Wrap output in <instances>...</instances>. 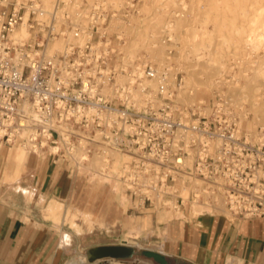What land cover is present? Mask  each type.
<instances>
[{
  "label": "built area",
  "instance_id": "1",
  "mask_svg": "<svg viewBox=\"0 0 264 264\" xmlns=\"http://www.w3.org/2000/svg\"><path fill=\"white\" fill-rule=\"evenodd\" d=\"M119 12L114 0H0V142L77 166L118 151L127 159L115 178L143 206L224 204L233 216L264 217V140L249 139L220 97L210 114L198 105L189 119L175 115L165 72L163 101L138 105L134 68L142 81L158 71L117 61L109 25ZM21 27L27 35L16 37ZM121 72L130 81L118 83Z\"/></svg>",
  "mask_w": 264,
  "mask_h": 264
},
{
  "label": "crops",
  "instance_id": "2",
  "mask_svg": "<svg viewBox=\"0 0 264 264\" xmlns=\"http://www.w3.org/2000/svg\"><path fill=\"white\" fill-rule=\"evenodd\" d=\"M19 144L0 142V264H107L126 257L131 264L142 242L162 255L163 261L150 256L152 264H264V217L196 210L203 205L189 201L167 218L157 213L166 208L143 206L103 172L79 173L73 162L33 150L14 159L11 149ZM146 210L155 211L143 229ZM105 246L132 252L88 261L89 251ZM84 250L87 260L80 261Z\"/></svg>",
  "mask_w": 264,
  "mask_h": 264
},
{
  "label": "rangeland",
  "instance_id": "3",
  "mask_svg": "<svg viewBox=\"0 0 264 264\" xmlns=\"http://www.w3.org/2000/svg\"><path fill=\"white\" fill-rule=\"evenodd\" d=\"M114 1L120 12L112 18L109 25V33L110 35H118L120 37V39L115 41L119 50L117 61L122 62L121 66L127 71L130 70V67L135 66V61L137 63L146 61L153 67L162 68L165 73L169 74L168 89L171 93L170 99L175 108V115H183L186 119H189L191 117L190 110L198 105H202L205 114H210L214 104L220 97L224 102H226V99L232 102L228 106L236 113L234 117L237 119L236 121L239 126L241 125V114L246 120L256 122L257 114L264 111V104L260 102L259 105L255 106L253 105V100L258 98L264 101V81L261 79L249 80L250 92L252 91L251 94L253 96L249 100H243L242 104L238 105L233 104L236 98L230 96V92L235 91L236 88H233L230 84L232 82L238 85L246 83L247 78L244 76L246 72L243 70L249 69L248 74H252L253 69L250 68L256 66V61L264 62V46L257 54L249 52L243 46L244 44L240 46V44L235 42L238 34L234 31L236 24H243L245 17L243 11L249 9L250 13L251 10L261 4V0H219V7L217 8L215 7V0H177L173 4L169 0ZM128 1L131 3V8H127L125 5ZM47 3L51 5L52 0H47ZM124 9H131L129 16L125 15ZM177 15L182 19V26L176 32V38L170 39L165 26L168 20L177 17ZM202 25L206 26L212 39L206 40V52L208 55L199 62L197 54L191 53V57L187 58L186 52L189 49V45L193 42V37L197 41H200L203 37ZM243 30L244 26L241 28V35H243ZM220 34L225 35L226 38L233 36V40L226 41L220 47L217 43L218 35ZM160 46L165 47V58L162 61L152 56V50L158 49ZM218 66L220 68L217 69ZM194 68L202 73L204 71L210 73L209 83L211 87L206 89V94L204 93L203 96L204 100L196 99V91L194 92L187 87L186 80L184 79L188 74V70ZM236 72L239 73L238 78L234 76ZM121 73L128 75L124 72ZM151 80L148 82H151ZM139 85V82H137L135 88ZM147 86L150 87V94L145 93L143 89L141 90L146 95V100L148 98L152 99V88L149 84ZM158 91L153 96L155 98V100L153 99L154 105H158L160 100L163 101V97L159 94L157 95ZM244 110L247 111L246 115L244 114L246 113ZM263 128L264 124H261V122L256 123L258 131H261ZM243 133L245 134L244 131ZM106 150L104 154L95 153L88 162L97 156L105 157V161L102 160L100 163L101 166H93L92 170L97 173L103 172L104 177L116 179L115 173L119 171L122 162L127 157L118 151ZM116 164H118L117 168H115ZM82 171L80 169L79 173ZM91 176L96 177V175ZM106 177L105 179H107ZM100 180L103 181L102 179ZM117 184L119 191H125L122 183L118 182ZM221 206V208L225 209L224 204H221ZM154 211L146 210L145 213L147 212V215L144 213L145 216L139 218L142 221L143 229L151 225L150 214ZM164 212H166L167 218L176 215L174 207L166 208L164 211H157L158 215ZM159 220L164 221L165 219L160 218ZM138 235H140L139 231L132 234L134 237ZM147 247L150 246L145 245L144 242L140 243L134 249L138 252L130 255V263L152 264L154 260L150 257V251L147 250ZM87 252L88 250H84L79 253L77 259H79L81 254ZM126 258L128 259V257ZM127 259L126 261L125 259H118V261L121 260L122 264H129V260Z\"/></svg>",
  "mask_w": 264,
  "mask_h": 264
},
{
  "label": "bare ground",
  "instance_id": "4",
  "mask_svg": "<svg viewBox=\"0 0 264 264\" xmlns=\"http://www.w3.org/2000/svg\"><path fill=\"white\" fill-rule=\"evenodd\" d=\"M171 2V4H173L174 2H177V0H169ZM49 5V3H48ZM215 7H219V0H215ZM222 7V6H221ZM223 8V7H222ZM244 13V21L242 25H238L236 24L235 26V32L238 34L237 38H235V42H237L238 44H240V46H242V44H244L243 46L245 48L248 49L249 52H255L256 54L261 50V48L264 46V0H261V4L251 10V12L249 13V9H245L243 11ZM214 14V13H213ZM184 17V16H183ZM206 20V19H205ZM182 26V19L181 17H174L173 19H170L167 21L166 23V29L168 31V34L170 36V39H174L176 38V32L177 30ZM242 26H244V30H243V35H241V28ZM208 27V26H207ZM203 28V37L201 38L200 41H197L195 37L192 38L193 42L189 45V49L187 50V58L191 57V53L193 54H197L198 57V61L200 62L201 59H203L204 57H206L208 55V53L206 52V40L207 39H212L211 34H209V32L206 29L205 25H202ZM27 34V30L25 29V27H21L18 29L17 33H16V37H20V36H25ZM233 40V36L226 38L225 35H218V40L217 43L220 47L223 46V44L226 41H232ZM55 48L56 47H60L61 44L60 43H55L54 44ZM239 46V45H238ZM152 56L155 57L157 60L162 61L165 58V47L164 46H160V48L152 50ZM214 61H216L213 58ZM197 62V61H196ZM257 64L254 67H251L250 69H253V73L252 74H248V70L249 69H245L243 71L246 72V74H244V76L247 78V82L246 83H242V84H236L235 82H232L230 85L233 88H236L235 91L230 92V96H234L236 99L233 101V104H242L243 100H249L253 95L250 92V84L248 83L249 80H253V79H261L262 81H264V62L262 61H256ZM192 63V62H191ZM142 64V63H141ZM139 64V65H141ZM201 64V63H199ZM154 70L158 71V76L152 78L151 82H148L150 79H145V80H140L139 76L142 73V68L139 67V69L134 68V80L139 82V86L137 88L134 89L133 92V97L135 99V101L138 103V105H144V103L146 102V95L142 93V89L144 90L145 87H147V85L149 84L152 88V100L155 98L153 96L156 95V92L158 90H160L161 88V84H162V80H161V73H164L162 68H156L153 67ZM220 68V66L217 67V69ZM239 73H235L234 76H236L238 78ZM128 75H124L123 73H120L118 76V83L120 84H124L128 81H130V77L128 80ZM209 77H210V73L207 71H204V73L197 71L195 68L194 69H189L188 70V74L184 77V79L186 80V84L187 87H189L191 90H193L194 92L196 91V99L198 100H204V93L206 94V89L210 88L211 85L209 83ZM239 81V80H238ZM242 82V81H241ZM231 86H229L231 88ZM237 86H239V88H237ZM227 96V95H226ZM153 100V101H154ZM158 101V100H157ZM161 102V101H159ZM260 102H262L264 104V101L259 100L258 98L253 100V105L257 106L260 104ZM214 103V102H213ZM232 102L228 101L226 99V104L227 107L229 109V111L231 112V114L233 116H236V113L233 112V110L230 109V107L228 106V104H231ZM246 113H244L245 115L247 114V111L244 110ZM237 120V119H236ZM261 122V124H264V111L260 114H257V120L256 122H250L249 120H246L245 117L241 114V120H240V128L242 131H244L246 133V135L248 136L249 139L253 140V141H263L264 140V131H258L256 129V123ZM106 150V149H105ZM104 151H99L96 152L97 154H104ZM32 151L30 149V147L27 144H19L16 145L15 147H13L11 149V156L14 159H18V160H24L26 158V156L29 154V152ZM108 151V150H106ZM39 152V151H37ZM41 153V152H39ZM105 161V157H95L94 159H92V161L90 162H86V163H80V168L83 170V172H88L90 174H93V170L92 167L93 166H101V162ZM118 167V164H116L115 168ZM106 177V176H105ZM108 180H110L115 187H117V183L119 182L116 179H112V178H108L106 177ZM120 183V182H119ZM186 193V190H183ZM186 204V203H185ZM184 204V206H185ZM204 206H198L197 204L195 205V209H202ZM132 252L131 248H127L124 246H105V247H97L92 249L91 251H89V257H88V261H93V259H95L96 257H102L103 255L106 254H130ZM80 261H86L87 260V256L85 253L81 254L79 257ZM89 264V263H88ZM91 264H98V263H91ZM107 264H122L120 261H111Z\"/></svg>",
  "mask_w": 264,
  "mask_h": 264
},
{
  "label": "water",
  "instance_id": "5",
  "mask_svg": "<svg viewBox=\"0 0 264 264\" xmlns=\"http://www.w3.org/2000/svg\"><path fill=\"white\" fill-rule=\"evenodd\" d=\"M120 255H124V254H118V255H116V254L109 253V254L103 255L102 257H104V256H120ZM149 255L150 256H153L154 258H156L159 261H163L162 255L159 254V253H157V252H149Z\"/></svg>",
  "mask_w": 264,
  "mask_h": 264
}]
</instances>
